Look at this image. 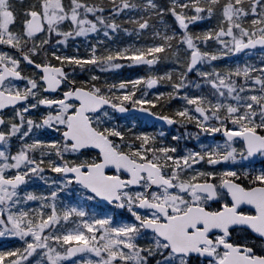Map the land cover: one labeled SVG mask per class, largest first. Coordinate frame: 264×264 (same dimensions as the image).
<instances>
[{
  "label": "snow or ice",
  "instance_id": "6c2138e0",
  "mask_svg": "<svg viewBox=\"0 0 264 264\" xmlns=\"http://www.w3.org/2000/svg\"><path fill=\"white\" fill-rule=\"evenodd\" d=\"M0 264H264V0H0Z\"/></svg>",
  "mask_w": 264,
  "mask_h": 264
},
{
  "label": "rangeland",
  "instance_id": "374dc122",
  "mask_svg": "<svg viewBox=\"0 0 264 264\" xmlns=\"http://www.w3.org/2000/svg\"><path fill=\"white\" fill-rule=\"evenodd\" d=\"M126 70H127V69H125L124 71H126ZM133 71H134V73H136L135 70H133ZM125 75H129V74H128V73H125Z\"/></svg>",
  "mask_w": 264,
  "mask_h": 264
},
{
  "label": "trees",
  "instance_id": "16d2710c",
  "mask_svg": "<svg viewBox=\"0 0 264 264\" xmlns=\"http://www.w3.org/2000/svg\"><path fill=\"white\" fill-rule=\"evenodd\" d=\"M126 73V71H123V74H125Z\"/></svg>",
  "mask_w": 264,
  "mask_h": 264
}]
</instances>
